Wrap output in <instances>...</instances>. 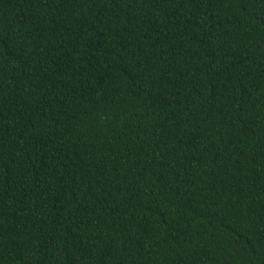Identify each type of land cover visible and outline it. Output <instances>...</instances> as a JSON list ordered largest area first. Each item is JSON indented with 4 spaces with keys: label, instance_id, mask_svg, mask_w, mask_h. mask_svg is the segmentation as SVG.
Masks as SVG:
<instances>
[{
    "label": "trees",
    "instance_id": "trees-1",
    "mask_svg": "<svg viewBox=\"0 0 264 264\" xmlns=\"http://www.w3.org/2000/svg\"><path fill=\"white\" fill-rule=\"evenodd\" d=\"M0 264H264V0H0Z\"/></svg>",
    "mask_w": 264,
    "mask_h": 264
}]
</instances>
